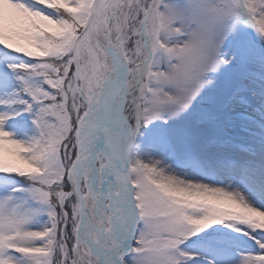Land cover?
<instances>
[{"label":"snow or ice","instance_id":"obj_1","mask_svg":"<svg viewBox=\"0 0 264 264\" xmlns=\"http://www.w3.org/2000/svg\"><path fill=\"white\" fill-rule=\"evenodd\" d=\"M0 264H264V0H0Z\"/></svg>","mask_w":264,"mask_h":264}]
</instances>
